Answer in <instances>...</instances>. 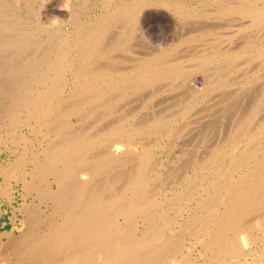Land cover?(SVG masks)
I'll use <instances>...</instances> for the list:
<instances>
[{
    "label": "bare ground",
    "instance_id": "6f19581e",
    "mask_svg": "<svg viewBox=\"0 0 264 264\" xmlns=\"http://www.w3.org/2000/svg\"><path fill=\"white\" fill-rule=\"evenodd\" d=\"M5 203L0 264H264V0H0Z\"/></svg>",
    "mask_w": 264,
    "mask_h": 264
},
{
    "label": "rangeland",
    "instance_id": "374dc122",
    "mask_svg": "<svg viewBox=\"0 0 264 264\" xmlns=\"http://www.w3.org/2000/svg\"><path fill=\"white\" fill-rule=\"evenodd\" d=\"M159 23H156V25L158 26ZM157 26L156 28H154L155 30V33H158L160 32V30L157 32ZM158 29H159V26H158ZM153 32L151 31H148L147 34H149L148 36H150L149 38H151V34ZM155 33H153L155 35ZM158 35V34H157ZM147 36V37H148ZM161 37V36H160ZM5 155V156H4ZM1 157L4 159L7 157V153H4L1 155ZM21 202V197L18 196L17 200L15 201V205L18 206ZM3 208L6 209L8 208V211L6 212H3L1 215H0V239H2V235L4 234L5 231H8V230H11V228L13 229V227H15V223L12 219V208L7 204H3ZM11 208V210H10ZM3 233V234H2Z\"/></svg>",
    "mask_w": 264,
    "mask_h": 264
}]
</instances>
